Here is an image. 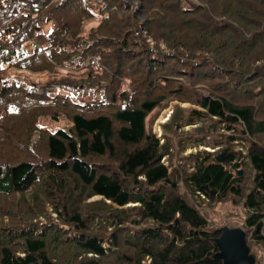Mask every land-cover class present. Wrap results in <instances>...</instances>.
Instances as JSON below:
<instances>
[{
	"label": "trees",
	"instance_id": "1",
	"mask_svg": "<svg viewBox=\"0 0 264 264\" xmlns=\"http://www.w3.org/2000/svg\"><path fill=\"white\" fill-rule=\"evenodd\" d=\"M260 86L264 0H0V264H224L202 200L264 243Z\"/></svg>",
	"mask_w": 264,
	"mask_h": 264
},
{
	"label": "rangeland",
	"instance_id": "2",
	"mask_svg": "<svg viewBox=\"0 0 264 264\" xmlns=\"http://www.w3.org/2000/svg\"><path fill=\"white\" fill-rule=\"evenodd\" d=\"M52 24H46V30L52 28ZM90 27V26H89ZM71 70L64 69L61 70L60 75H66ZM50 74H34L31 78L34 81L40 83L46 82L50 77ZM101 86V85H99ZM259 88L264 91V87L260 86ZM196 109L193 104L181 103L177 100H171L168 103H164L161 107L155 110L152 114L149 115L148 126L154 134L162 138V136H169L175 128V117L180 114H187L191 110ZM173 118L172 126L169 128V132L165 126L169 123V119ZM60 126H70V122L62 118L60 121ZM212 123L210 121H201L198 125H188L184 128H176L175 132L172 134V141H174V146H178L179 139L183 138L187 134L200 133L203 131L207 133L211 129ZM168 134V135H166ZM213 143L201 144V145H188L186 149L182 152V157L185 159L190 155H196L198 152L206 151H215L213 148L210 149L207 146ZM218 149V148H216ZM246 151V149H245ZM180 152V150H179ZM100 199V197H95L92 200ZM202 214H204L210 221L211 229H226V230H241L244 229L248 231L245 222L248 215L251 213L247 211L242 205L234 204L233 201H224L221 203H209L207 201H201L200 203H193ZM248 245L251 249V253L256 257V264H264V243H258L251 236L248 239Z\"/></svg>",
	"mask_w": 264,
	"mask_h": 264
},
{
	"label": "water",
	"instance_id": "3",
	"mask_svg": "<svg viewBox=\"0 0 264 264\" xmlns=\"http://www.w3.org/2000/svg\"><path fill=\"white\" fill-rule=\"evenodd\" d=\"M221 158L222 156L218 157ZM222 231V236L217 240L220 249L217 256L224 261V264H254L255 259L250 255L244 230L222 229Z\"/></svg>",
	"mask_w": 264,
	"mask_h": 264
}]
</instances>
